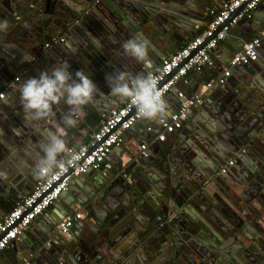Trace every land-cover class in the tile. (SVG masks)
I'll list each match as a JSON object with an SVG mask.
<instances>
[{"label":"water","instance_id":"obj_1","mask_svg":"<svg viewBox=\"0 0 264 264\" xmlns=\"http://www.w3.org/2000/svg\"><path fill=\"white\" fill-rule=\"evenodd\" d=\"M161 1L165 4L162 8L148 7L138 0H84L85 7L65 0H0V22H8L7 30L0 31V92L4 87L7 91L6 99L0 100V121L12 133L11 138H6L7 145L0 139V173H3L0 219L15 205L12 196L19 199V187L31 180L33 166L25 161L24 154L35 151L46 131L55 130L63 113L68 111V106L61 103L54 106L52 117L43 121L30 117L24 120V114H17L22 107L19 85L64 61L70 64V72L85 71L93 79L98 94L85 107L78 126L67 130L68 137L78 139L85 126L86 131L94 130L110 110L121 105L107 96L110 88L106 67L112 73L145 72L142 64L125 55L121 46L124 42L134 36L146 38L150 42L153 68L158 69L162 58L173 54L189 36H195L205 26V14L210 7L204 2H199L202 9L194 16L188 11L196 10L189 4L193 0ZM58 7H64L67 13L59 19L60 24L55 15ZM102 13L106 14L108 23L114 24L115 31L110 32L109 39L98 25L97 15ZM182 24L193 25L195 31L186 34ZM244 24L241 21L230 28L226 43L221 46L225 55L214 57L211 68L198 72L202 75L200 83L207 84L215 78L255 33L264 30V20L261 24L250 21L253 25L250 28ZM72 31L79 38L76 45ZM53 39L58 42L53 43ZM230 70L232 77L215 90L209 101L190 108L181 130L174 133V140L171 135L166 136L165 142L153 140L160 132L159 122L154 121L158 130L146 133L134 148L121 145L112 150V160L117 150L122 151L125 159L121 164L112 163L113 169L109 171L88 170L73 179L52 210L38 217L47 231L39 230V235L30 230L23 232L34 239L19 254L14 248L15 241L11 243L13 255L5 253L9 264H143L144 253L151 256L159 241H167L171 249L170 244L177 248L183 240L188 247L187 239L178 236L168 224L165 228L156 225L157 215L169 218L170 212L179 209V213L185 214L183 218L189 229L199 234L201 219L192 215L193 210L202 204L221 215L226 193L232 195L235 207L240 209V213H233L235 219L230 232H225L226 237L237 245L248 244L244 251L251 255L249 264H264V45L259 48L256 61ZM182 84L183 79L165 96L167 102L168 97L174 100L168 117L179 110L183 101L176 98ZM148 122L141 118L123 138L137 125L146 128ZM14 128L19 129L18 135L12 131ZM143 142L148 144L147 157L139 155ZM228 161L232 165L222 173L221 168ZM127 176L131 177L130 181L126 180ZM72 207L81 208L84 218L67 235H60L56 224L75 213ZM93 226L98 229L92 230ZM250 236L256 238L259 247H251L255 242ZM25 237L22 236L23 240ZM235 249L238 251L239 246Z\"/></svg>","mask_w":264,"mask_h":264},{"label":"built area","instance_id":"obj_2","mask_svg":"<svg viewBox=\"0 0 264 264\" xmlns=\"http://www.w3.org/2000/svg\"><path fill=\"white\" fill-rule=\"evenodd\" d=\"M264 0H221L218 9L210 10L209 19L205 28L187 41L179 50L161 59L158 69L153 71L159 80V87L164 91L165 96L171 88L190 72H201L211 68L213 65L214 52L221 42L226 39L230 28L241 21L250 20L258 6ZM53 43L58 39H53ZM60 42L63 39H59ZM264 43V32L252 37L244 46L241 52L232 56L228 67H223L215 79L204 86V90L215 86H222L226 83L231 74V67L237 65H248L256 61L258 49ZM48 47V44H45ZM18 81V78L15 79ZM178 98L183 99L180 108L162 123H158L160 132L154 140L165 142L167 135L174 134L179 130L189 115L190 108L201 103V95L187 97L184 93L178 92ZM4 94L0 93V98ZM141 118L138 117L136 109L130 104H121L118 108L110 110L109 114L103 117L90 140L81 143L77 148L70 147L72 151L80 154L77 166L69 167L66 171L54 176L50 180H36L32 191L20 202L15 203L8 213L0 220V254L7 249L13 241L19 239L23 232L34 228L38 217L46 213L56 202L61 193L66 191L73 179L85 174L88 170L109 171L113 169L110 154L114 148L123 144V136ZM148 132L152 128H147ZM83 149V151H81ZM139 155L147 157L148 144L143 142L139 146ZM228 166L232 165L229 161ZM222 168L221 172H225ZM126 180L130 181L129 176ZM84 218V212L78 211L73 215H66L56 224V231L60 235H67L74 224Z\"/></svg>","mask_w":264,"mask_h":264},{"label":"clouds","instance_id":"obj_3","mask_svg":"<svg viewBox=\"0 0 264 264\" xmlns=\"http://www.w3.org/2000/svg\"><path fill=\"white\" fill-rule=\"evenodd\" d=\"M65 2L68 3V0ZM7 28V21L0 22V31H6ZM122 47L125 55L143 65L145 72L133 74L117 70L107 75L106 81L110 88L107 96L115 98L120 104L134 106L139 118L162 123L170 111L164 91L159 87L158 76L152 71L150 42L142 36H134L124 42ZM69 68L70 64L64 61L40 72L38 78H28L19 85L20 104L25 115L35 121L54 116V106L61 103L68 106L60 124L55 126V130H47L39 145L42 155H39L34 166V175L38 180H50L67 168L77 166L80 154L69 148L67 130L78 126L85 115V107L93 103L98 94L93 79L85 71L78 70L73 74ZM12 131L19 134L18 128Z\"/></svg>","mask_w":264,"mask_h":264},{"label":"crops","instance_id":"obj_4","mask_svg":"<svg viewBox=\"0 0 264 264\" xmlns=\"http://www.w3.org/2000/svg\"><path fill=\"white\" fill-rule=\"evenodd\" d=\"M138 1H141V3L143 4H145V5H147L148 7H152V8H154V7H157V6H161V8H162V6L163 5H165L161 0H138ZM68 2H69V4H74V5H80L81 7H85L86 6V4H85V2H84V0H68ZM199 2H204L206 5H208L209 7H210V9H209V11L205 14V18H206V20H208L209 19V12H210V10H215V9H218L219 8V6H220V0H193V1H191V2H189V4L193 7H195V9L196 10H188L190 13H192L194 16H196V15H198L197 13H199V12H197V11H200V9H202L201 8V6H200V4H199ZM264 1L259 5V7H258V10H256L255 12H254V14H253V17L250 19V20H244V21H242V23H246V24H244V25H247V26H245V27H248V28H250V27H253V25H251L250 24V21L252 22V21H255V22H258V23H260L261 24V22L264 20ZM56 18L58 19L56 22L58 23V24H60V20L59 19H61V18H63V17H65V15H67V13H66V11H65V9H64V7H61V8H59L58 7V10L56 11ZM105 16H106V14L105 13H102V15H97V17L99 18V20H98V25H100V27L104 30V34L105 35H107L108 37V39L110 38V32H114L115 30H114V24H113V22L111 21H109V23H108V21H106V19H105ZM101 21H103V22H101ZM248 24H249V26H248ZM93 25H96V22L94 21L93 22ZM182 26L184 27V29L186 28L187 30H186V34H188L187 32L188 31H190V32H194L195 31V29L192 27L193 25H188V24H182ZM95 27H97V26H95ZM99 27V26H98ZM110 27V30H108V28ZM205 28V26H203V27H201V29L199 30V31H197L196 32V35L198 34V33H200L203 29ZM256 28V27H255ZM77 30H79L78 28H76ZM100 29V28H99ZM95 32H96V30H94ZM261 32H264V30H262V31H260V32H258V33H255L254 34V36H256V35H258L259 33H261ZM72 33L75 35V37H74V39H73V43L76 45L77 44V42H79V38H78V35H77V32L76 31H72ZM96 33H98V32H96ZM195 35V36H196ZM253 36V37H254ZM91 37H92V35H91ZM194 36H189L188 37V40L187 41H189V40H191L192 38H193ZM85 38H86V36H85ZM94 38V37H93ZM106 38V37H105ZM89 40V42L90 43H88V45H91V39L89 38L88 39ZM224 43H226L225 42V40L223 41V42H221L220 43V45L218 46V48L214 51V52H212V55H213V58L215 57V58H221V57H223L225 54H224V51L222 50V48H221V46L222 45H224ZM185 43H183L182 45H181V47L184 45ZM263 45H264V43H263ZM122 46V45H121ZM85 44H84V47H83V49L85 50ZM89 48H90V46H88ZM180 47V48H181ZM81 48V47H80ZM87 48V47H86ZM179 48V49H180ZM178 49V50H179ZM176 52V51H175ZM169 54H167L166 56H168ZM259 58V49H258V56H257V58H256V60ZM104 66H107V64L106 65H104ZM107 68V70H108V72H105L107 75H109L110 73H112V71H110V69H109V67H106ZM223 68V67H222ZM156 69L155 68H153L152 69V71H155ZM72 72L73 73H75L73 70H72ZM116 71H114L112 74H114ZM230 78L232 77V74H230V76H229ZM201 78H202V75H200V74H198V73H195V72H190V73H188V75L184 78V84H182V86L179 88V93L180 92H182V93H184L187 97H193L194 95H196V94H200L201 95V102H203V101H205V100H210V96L215 92V90L219 87V86H215V87H213V88H211V89H208V90H204V86L206 85V84H204V83H200L199 81L201 80ZM216 78V77H215ZM215 78H213V79H215ZM213 79H211L210 81H212ZM236 79V78H235ZM235 79H233V80H235ZM209 81V82H210ZM236 81V80H235ZM189 90H191V91H189ZM6 87H4L3 89H2V91L0 92V93H2V94H4V97L3 98H0V100H5L6 99V96H5V94H6ZM190 92V93H189ZM178 94V93H177ZM176 98L177 99H179L178 98V95L176 96ZM7 102V101H6ZM168 105H169V110H173L172 108H173V105L172 104H174V100L172 99V98H170V97H168ZM17 114H24V116L22 117V118H24V120H26V119H28L29 117L28 116H26L25 115V113H24V110H23V108L21 107L20 108V113H17ZM0 123L2 124V126L0 125V139L1 140H3V142L7 145V141H6V138L8 139L9 137L11 138V135H12V133H10L9 131H8V128H6L7 127V125H4L1 121H0ZM96 127H97V125H96ZM96 127L94 128V130H88V131H86V129H88V127L87 126H85V130H83L82 131V133H80L79 134V136H78V139H75L73 136H70L71 138H69L68 137V135H67V141H68V145H69V147H75L76 145H79V144H81V143H86V142H88L89 140H90V138H91V136H92V134H93V132L95 131V129H96ZM148 127H150V128H152V131H157L158 130V128H157V126L155 125V123H154V121H149L148 123H147V127L145 128V127H142V126H139V125H137L136 126V128H135V130H133L131 133H130V135L128 136V137H126V138H123V144L122 145H125V147H128V148H134V145L136 144V142H139L142 138H144L143 136L146 134V133H148V130H147V128ZM3 128H5L4 130H3ZM182 128V127H181ZM181 128L179 129V130H181ZM178 130V131H179ZM74 135V134H73ZM173 136V135H172ZM74 139H73V138ZM175 137V136H174ZM174 137L172 138V140H174ZM171 138V137H170ZM13 139V138H12ZM145 140V139H144ZM154 140V139H153ZM168 140H169V138H168ZM172 140H170V141H172ZM166 141H167V138H166ZM26 149V148H25ZM205 150V152H206V149H204ZM115 153H118V154H116V155H114V159L115 160H112V159H110L111 161H112V163L113 164H117V165H119V164H121V162H123L124 161V156L122 155V151L121 150H117V152H115ZM26 157H25V161L28 163V164H30V165H32L33 166V169H32V173H31V175H30V179L31 180H29V181H26V182H24V185L22 186V187H19V192L17 193V191H16V188L15 187H13V192L14 193H17V198H19V199H15L16 197H14V196H12L13 197V199H14V201H15V203H17V202H20L22 199H24L25 198V196L26 195H28L29 193H30V191L32 190V188L34 187V184H35V175H34V166H35V164H36V162L38 161V159H39V155H42V153H40V149H39V147L36 145L35 146V151H30V150H28L27 151V154L25 153L24 154ZM249 161H251L250 159H249ZM229 162V161H228ZM228 162L226 163V166L224 167V168H226L228 165ZM251 163V162H250ZM24 166H25V168H26V166H27V164H24ZM222 169V168H221ZM246 175H247V173H246ZM73 181V180H72ZM71 184V183H70ZM76 207H72V209L74 210ZM52 210V206L49 208V210L48 211H51ZM82 209L81 208H78V209H75V212H78V211H81ZM5 216V215H4ZM3 216V217H4ZM2 217V218H3ZM1 218V219H2ZM0 219V220H1ZM39 227V228H38ZM39 230H42V231H47V227L46 226H44L43 224H40L39 223V220H38V218H37V220L35 221V225H34V228L33 229H31L30 231L31 232H33V233H35V234H37V235H39L38 234V231ZM45 231V232H46ZM22 236L23 237H25L24 238V240H23V238H22ZM33 239L34 238H31V239H29L28 238V235H25L24 233H22V235L19 237V239L18 240H16L15 241V243H16V246L14 247L15 249H16V251H17V254H19L23 249H25V248H27V245L29 244L28 242H31V241H33ZM13 246L12 245H10L7 249H5L1 254H3V258H2V260H0V264H9V261L6 259V254L5 253H10V254H12L13 255ZM0 254V255H1Z\"/></svg>","mask_w":264,"mask_h":264},{"label":"flooded vegetation","instance_id":"obj_5","mask_svg":"<svg viewBox=\"0 0 264 264\" xmlns=\"http://www.w3.org/2000/svg\"><path fill=\"white\" fill-rule=\"evenodd\" d=\"M16 19H19V17H16ZM172 135L170 136L171 139L175 136V134ZM129 178L131 180L130 176ZM224 198L225 201L223 202V211L220 212L221 215L218 213L221 217L215 211L212 213L208 206H201L202 204L199 205L196 210H193L192 215L201 219L200 231L202 233L199 234L189 229V225L183 218L185 214L183 211L179 213V209H176L173 213L170 212L172 215H170L169 218L163 215H157L154 219L156 225L165 228L168 224L172 231L178 236L181 235L182 237L184 236L183 238L187 239L188 243L186 244H188V247L184 245L185 243L183 240L177 248H174V244H170L171 249L168 248L169 246L167 241H159L160 243L158 242L154 246L155 250L151 256L148 253H144L141 263L249 264V262H251L249 260L251 255L250 253L244 251V249L248 248V244L242 243V245H237L230 240V238L226 237L225 232H230V227L235 219L233 213H240V209L235 207L231 194L226 193ZM235 224L237 225L238 222L235 221ZM129 228H132V224ZM91 229L97 230L98 227L93 226ZM250 238L253 242H255L254 245L251 246L252 248L260 246L254 236H250ZM238 246L239 250L237 251L235 248Z\"/></svg>","mask_w":264,"mask_h":264}]
</instances>
